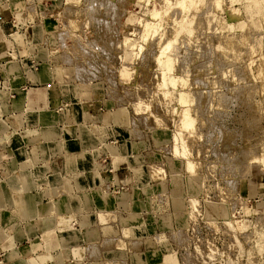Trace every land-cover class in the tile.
I'll list each match as a JSON object with an SVG mask.
<instances>
[{"label":"rangeland","instance_id":"rangeland-1","mask_svg":"<svg viewBox=\"0 0 264 264\" xmlns=\"http://www.w3.org/2000/svg\"><path fill=\"white\" fill-rule=\"evenodd\" d=\"M195 1L0 0V264H264V0Z\"/></svg>","mask_w":264,"mask_h":264},{"label":"crops","instance_id":"crops-1","mask_svg":"<svg viewBox=\"0 0 264 264\" xmlns=\"http://www.w3.org/2000/svg\"><path fill=\"white\" fill-rule=\"evenodd\" d=\"M25 177L27 178L28 181H24L25 185L28 186V189L26 191H28L31 194H27L24 196V198H22V204H23V209H22V213L21 215L23 217H25L26 215H28L29 217H32L33 219H36V221L38 222V224L33 223L30 227V232L31 231H36V229H42V228H47L48 226L53 224V220L50 218H46L45 216L48 215L49 217V213L51 212V205H47V204H43V202L41 203V198L43 196H41L44 192L47 191L48 188H45L43 190V188H31L33 185L31 183V177L29 175H25ZM7 190H5L4 188H0V224H4V218H5V213L3 212L4 210V206H6L8 203L12 202L11 199H13L11 196L9 197L6 194ZM17 192H21V191H17ZM9 197V199L6 201V199ZM19 198V197H17ZM20 199V198H19ZM19 199H13V201H17ZM44 206H43V205ZM43 217V221H39V218ZM41 223V224H40ZM36 224V225H35ZM1 234V233H0ZM2 236L0 235V242L2 241ZM13 241L15 242H20L21 240V228L20 225L16 226V229L14 230V234L12 237ZM62 239V238H61ZM57 239H55L54 237L50 236L47 238L48 241V246L51 248V246L57 245V246H64L62 245L63 243L60 241H56ZM61 244V245H60ZM36 249V246L33 245L31 250L34 252V250ZM77 253L73 252V255L75 256ZM15 255H18V253H16ZM69 255V254H68ZM67 255V256H68ZM66 256V257H67ZM77 257V256H75ZM16 264V263H15ZM17 264L18 261H17Z\"/></svg>","mask_w":264,"mask_h":264},{"label":"bare ground","instance_id":"bare-ground-1","mask_svg":"<svg viewBox=\"0 0 264 264\" xmlns=\"http://www.w3.org/2000/svg\"><path fill=\"white\" fill-rule=\"evenodd\" d=\"M164 1V0H163ZM169 1V0H168ZM188 1V2H187ZM196 1H198V0H196ZM195 1V2H196ZM254 1V0H253ZM256 1V0H255ZM175 2V1H174ZM190 0H177V4H175L174 6H178V7H180L182 10H187V8H188V6L189 5H191L190 3ZM168 4H170V2H168ZM168 4H167V6H168ZM172 4H173V2H172ZM171 4V5H172ZM187 4H189V5H187ZM196 4H197V2H196ZM259 4V3H258ZM170 5V6H171ZM253 5H254V3H253ZM170 6H169V8H170ZM194 6V5H193ZM195 6H197V5H195ZM249 6V5H248ZM172 7V6H171ZM250 7V6H249ZM249 7L248 8H246V9H249ZM253 7H255V6H253ZM176 8V7H175ZM254 9V8H253ZM257 9V8H256ZM168 10V9H167ZM179 10V9H178ZM189 11V10H188ZM246 11V10H245ZM258 12V11H257ZM182 14V13H181ZM253 15V14H252ZM176 20V19H175ZM182 20H184V19H182ZM185 21V20H184ZM183 21V22H184ZM191 21V20H190ZM182 22V21H181ZM187 23V22H186ZM185 23V24H186ZM179 24V23H178ZM188 24V23H187ZM180 25V24H179ZM183 26V25H182ZM185 26V25H184ZM187 26V25H186ZM149 28V27H148ZM180 28H181V26H180ZM189 28V27H188ZM151 29V28H150ZM179 29V28H178ZM182 31H183V29H181ZM185 31V30H184ZM188 31V30H187ZM175 32H177V31H175ZM181 32V31H180ZM179 34V33H178ZM190 35V34H189ZM173 37V36H172ZM176 38H177V36H176ZM174 39H175V37H174ZM173 40V39H172ZM20 42H22V41H20ZM170 42H171V39H170ZM168 43L165 47H164V49L163 48H161V49H163L162 51H160V54L157 56V59H156V61L159 63H162L163 64V82H162V85L165 87V85L166 84H170V85H172V86H175V84L176 83H178L179 82V80L180 79H175V78H171V77H167V75H166V71H171V61H170V59L169 58H167V56H165V54H166V51L169 49V47L171 46V44H172V42L171 43ZM140 46V45H139ZM131 47V46H130ZM134 51V50H133ZM139 51V50H138ZM159 63V64H160ZM261 74V73H260ZM263 74V73H262ZM169 76V75H168ZM259 76V75H258ZM254 78V77H253ZM259 81V80H258ZM183 82V81H182ZM180 117H179V119H180V128H181V130L182 129H184V130H190V129H192L193 128V126H194V121L192 120V116H190V114L187 112V111H184L183 110V112L179 115ZM48 124V123H47ZM49 127H47V128H51L52 126H51V124L50 125H48ZM67 126V125H66ZM52 130H48V131H46V133H45V137L46 138H52V133L53 132H51ZM181 134V133H180ZM32 135V134H31ZM180 137V136H179ZM193 137V136H192ZM195 137V136H194ZM179 139V138H178ZM39 140V139H38ZM192 140V139H191ZM39 145V144H38ZM42 146V145H41ZM64 146V145H63ZM38 147V146H37ZM38 149V148H37ZM31 152V151H30ZM53 152V151H52ZM36 153V152H35ZM35 157V156H34ZM78 157V156H77ZM80 158V157H79ZM49 159V158H48ZM26 161V160H25ZM34 162H37L36 160H34ZM39 162V161H38ZM28 164V163H27ZM30 164V163H29ZM21 165H22V163H21ZM26 165V164H25ZM24 166V165H23ZM34 166H36V163H35V165ZM44 166V165H43ZM38 167V169L36 170V172H38V174L40 175V174H45L44 172L47 170L46 169V167ZM36 168H37V166H36ZM141 169V168H140ZM187 169H188V171H190V174H191V172H193V167H192V165H189L188 164V166H187ZM50 171V170H49ZM137 171H140V170H137ZM136 171V172H137ZM135 172V171H134ZM141 172V171H140ZM137 173H139V172H137ZM92 174V173H91ZM139 176H140V174H138ZM142 175V174H141ZM58 176V175H57ZM93 176V175H92ZM54 177H56V176H54ZM96 177V176H95ZM51 178V177H50ZM98 179V178H97ZM57 178L56 179H54V181L52 182V184H54V185H57ZM53 185V186H54ZM57 188V187H56ZM72 195V194H71ZM74 196L76 197V195L74 194ZM79 199V198H78ZM70 201H69V204L71 205V206H76L77 205V201L76 200H74V198L73 197H70V199H69ZM79 204H80V202H79ZM79 212V211H78ZM103 220H101V222H102ZM88 222V221H87ZM83 227V226H82ZM73 236H75L73 233L72 234H70V232L67 234L66 233V235H64V236H62L61 238V240H64V239H66L65 241L66 242H68ZM75 238L76 237H74V241H75ZM64 241V242H65ZM73 241V240H72ZM76 241H77V239H76ZM60 242H62V241H60ZM63 242V243H64ZM65 242V243H66ZM70 242V241H69ZM72 243V242H71ZM67 244V243H66ZM61 245V244H60ZM63 245V244H62ZM116 245V244H115ZM121 246V245H120ZM61 247V246H60ZM119 247V246H118ZM117 248V247H116Z\"/></svg>","mask_w":264,"mask_h":264}]
</instances>
